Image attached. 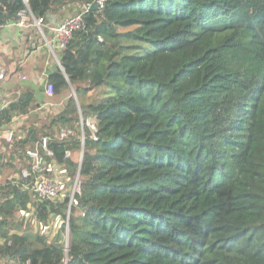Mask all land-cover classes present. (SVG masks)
<instances>
[{
	"label": "trees",
	"instance_id": "1",
	"mask_svg": "<svg viewBox=\"0 0 264 264\" xmlns=\"http://www.w3.org/2000/svg\"><path fill=\"white\" fill-rule=\"evenodd\" d=\"M94 1L0 0V26ZM82 21L55 49L52 95L0 106L2 131L25 117L24 138L0 139V174L18 173L0 181V262L264 264V0H105ZM45 101L61 105L36 117ZM79 114L96 140L85 127L82 144ZM43 136L66 180L79 163L65 152L82 151L70 207L20 177ZM56 219L66 241L47 232Z\"/></svg>",
	"mask_w": 264,
	"mask_h": 264
},
{
	"label": "built area",
	"instance_id": "2",
	"mask_svg": "<svg viewBox=\"0 0 264 264\" xmlns=\"http://www.w3.org/2000/svg\"><path fill=\"white\" fill-rule=\"evenodd\" d=\"M105 0H95L93 3L97 5V9L103 7ZM93 3H85L81 7V11L75 16H69L64 18L60 23L54 25L52 30L55 32L56 36V46L59 48L64 47L68 38L70 37L73 30L83 27L82 17L86 13ZM37 27H41L45 20L43 18H35L29 12H21L20 19L16 22V25L19 27L28 28L33 26L31 22ZM51 44L49 43V46ZM5 79V69L0 68V86L2 81ZM45 91L47 95H52L53 86L50 83H45ZM79 130H80V139L82 144L85 138V127L87 128L90 137L94 140L97 139L98 126L94 118L88 117L83 119L81 114H79ZM2 131V130H0ZM72 133V129L69 127H61L59 129L58 135L59 138H66ZM15 136L18 138H24L25 133H17L16 128L4 129L3 132H0V138H5L7 141H11ZM50 138L48 136H43L33 147L28 146L25 149L26 157L30 161V166L25 167L20 177L23 179V184L25 188H30L33 192V196L37 201L41 200H61L65 194L69 195V207L72 204L73 196L75 192L79 191V175L76 174L74 179L73 189L71 193H67L66 184L70 183L69 179L66 180L65 170L61 168L56 161L53 160L54 151L49 145ZM72 156L70 151H66L64 154V159H68ZM47 157L50 158L49 163L47 162ZM82 157V152L81 156ZM81 160V158H80ZM80 162V161H79ZM50 172V174H49ZM18 177V175H17ZM28 178H30L28 180ZM72 180V179H71ZM31 214V213H30ZM30 216V215H29ZM67 224V223H66ZM47 227V225L45 226ZM68 230V227L66 226Z\"/></svg>",
	"mask_w": 264,
	"mask_h": 264
},
{
	"label": "crops",
	"instance_id": "3",
	"mask_svg": "<svg viewBox=\"0 0 264 264\" xmlns=\"http://www.w3.org/2000/svg\"><path fill=\"white\" fill-rule=\"evenodd\" d=\"M68 16H65V18ZM51 24L46 23L43 28H39L40 33H36L34 28L19 27L15 22H8L0 26V68L5 69V79L1 85H4L5 90L2 96L0 95V106H4L11 101L12 98L19 95L27 87H31L36 92L38 101L45 96V78L50 70L54 67L57 60L49 59L44 51V44L47 46L52 44L56 49V36L52 30L54 25L61 22L54 16H50ZM56 53V52H55ZM57 57V55H56ZM24 80V81H23ZM42 88L43 92L39 91ZM50 105L53 108H59L60 103L52 104L48 101L41 102L39 109L44 111L46 108L50 110ZM25 117H16L14 126L9 128H18ZM9 128H5L9 129ZM1 133L3 131H0ZM26 217V219H28ZM59 219H56L55 225ZM41 226L36 221L34 226ZM0 264H2L0 262Z\"/></svg>",
	"mask_w": 264,
	"mask_h": 264
},
{
	"label": "rangeland",
	"instance_id": "4",
	"mask_svg": "<svg viewBox=\"0 0 264 264\" xmlns=\"http://www.w3.org/2000/svg\"><path fill=\"white\" fill-rule=\"evenodd\" d=\"M31 22V21H30ZM32 23V22H31ZM33 24V23H32ZM44 26H41V28H43ZM31 28H34V30L36 31V33H40V30L41 29H39V27H37L36 25H34L33 24V26H31ZM44 51H45V53H46V55H48V57H49V59H52V60H57V57H56V53H55V48L52 46V44L49 46H47L46 44H44ZM58 62V61H57ZM24 81V80H23ZM24 91V90H23ZM70 92H71V94H73L74 95V91H73V89L72 88H70ZM50 110H47L46 108L44 109V111H42V110H39V111H34L35 113H33L36 117L37 116H41V117H45L46 116V114L47 113H50L51 111H52V109H54L55 110V107L53 108V105H50ZM37 112H38V114H37ZM48 115V114H47ZM31 117H33V116H31ZM29 118H30V116H29ZM1 139V138H0ZM2 144V143H1ZM1 144H0V147H1ZM81 152L82 151H77V152H75L74 154H72V158L76 161V162H78L79 163V161H80V158H82V157H80L81 156ZM18 175V173H15V172H12V171H10V170H6L5 172H3L2 174H0V181H2L4 178H6L7 176L9 177V178H13L14 176H17ZM76 176V175H75ZM76 178V177H75ZM74 178V179H75ZM74 179L72 178V180L70 179V183H67L66 184V189H68L67 190V193H71L72 191V189H73V184H74ZM30 214H27L26 215V217H28ZM60 221H61V219H59V221L57 222V224L56 225H52V227L48 230V226L47 227H45L46 225H41L40 227L38 226L37 227V224H35V229H41V230H48L47 232H48V234H49V236L50 237H55V236H60V239H61V241H66L67 240V230L65 229L64 231H62V229L60 228Z\"/></svg>",
	"mask_w": 264,
	"mask_h": 264
},
{
	"label": "water",
	"instance_id": "5",
	"mask_svg": "<svg viewBox=\"0 0 264 264\" xmlns=\"http://www.w3.org/2000/svg\"><path fill=\"white\" fill-rule=\"evenodd\" d=\"M91 9H92V10L97 9V5H96L95 3H93L92 6H91ZM80 166H81V160H80V162H79V164H78L77 175H79Z\"/></svg>",
	"mask_w": 264,
	"mask_h": 264
}]
</instances>
